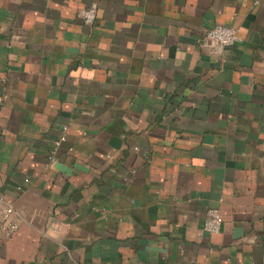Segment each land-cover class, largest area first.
<instances>
[{"label": "crops", "instance_id": "obj_1", "mask_svg": "<svg viewBox=\"0 0 264 264\" xmlns=\"http://www.w3.org/2000/svg\"><path fill=\"white\" fill-rule=\"evenodd\" d=\"M8 206L0 264H264V0H0Z\"/></svg>", "mask_w": 264, "mask_h": 264}, {"label": "built area", "instance_id": "obj_2", "mask_svg": "<svg viewBox=\"0 0 264 264\" xmlns=\"http://www.w3.org/2000/svg\"><path fill=\"white\" fill-rule=\"evenodd\" d=\"M252 1L254 4L260 2V0ZM77 15L84 23H93L97 17L96 3H90L86 7L80 9ZM238 40V29L235 26L223 24H216L207 29L200 39L202 45L217 52H222L227 47L234 45ZM12 211V208L9 206L0 210V231L4 232L7 236L15 234L19 228L18 221L12 217ZM221 223L222 217L218 209H207L202 228L208 233L216 234L220 231Z\"/></svg>", "mask_w": 264, "mask_h": 264}]
</instances>
